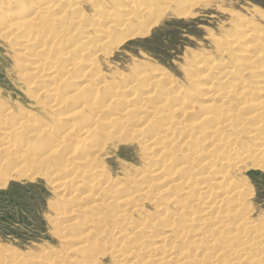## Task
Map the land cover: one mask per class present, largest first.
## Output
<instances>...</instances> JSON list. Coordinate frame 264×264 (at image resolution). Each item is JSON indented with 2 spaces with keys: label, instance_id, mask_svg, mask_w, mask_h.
Here are the masks:
<instances>
[{
  "label": "rangeland",
  "instance_id": "rangeland-1",
  "mask_svg": "<svg viewBox=\"0 0 264 264\" xmlns=\"http://www.w3.org/2000/svg\"><path fill=\"white\" fill-rule=\"evenodd\" d=\"M126 1L0 0V134L8 135L0 139V264H264V153L255 151L264 148V0H142L137 9ZM25 9L33 24L10 30L2 21ZM56 18L49 38L34 41ZM239 79L243 96L222 94ZM19 153L25 160H14ZM206 170L211 181L228 173L217 182L224 190L202 191ZM164 225L173 231L161 241ZM153 245L166 253L152 255Z\"/></svg>",
  "mask_w": 264,
  "mask_h": 264
},
{
  "label": "bare ground",
  "instance_id": "bare-ground-1",
  "mask_svg": "<svg viewBox=\"0 0 264 264\" xmlns=\"http://www.w3.org/2000/svg\"><path fill=\"white\" fill-rule=\"evenodd\" d=\"M141 1H142V0H127L126 3H128V5H130L131 8H135V9H137V8H138V5H139V3H141ZM168 1H169V0H168ZM168 1H167L166 3H170V2H168ZM171 1H172V0H171ZM178 1H179V0H178ZM188 1H189V0H188ZM188 1H186V2H188ZM163 2H164V1H163ZM182 2H183V1H182ZM190 2H191V1H190ZM171 3H172V2H171ZM177 3H179V2H177ZM184 3H185V2H184ZM184 3H183V4H184ZM48 4H50V3H48ZM185 4H187V3H185ZM190 4L192 5L193 3H190ZM188 5H189V4H188ZM193 5H196V4H193ZM40 6H41V4H40ZM47 6H48V5H47ZM51 6H52V5H51ZM51 6H50V7H51ZM130 7L128 6V8H130ZM178 7H179V6H178ZM191 7H193V6H191ZM47 8L49 9V6H48ZM131 8H130V9H131ZM139 8H140V7H139ZM167 8H168V7H167ZM26 10H27V9H25V10L22 11V12L7 13V14L5 13L6 15L3 16L2 21H4V22L7 21V27H9L10 30H11L13 27L16 28V26L19 28V27H21V26L24 27V24H25V26H26V24L28 25V23L33 24L32 21H33L34 19H32L30 16H28V17H30V19L28 18L29 20L26 19V17H27V16H25V15H26ZM28 10H30V9H28ZM51 10H52V9H51ZM124 10H125V9H124ZM133 10H134V9H133ZM151 10H153V9H151V8H150V9H149V8H145L144 11H143L142 8H140L139 13H140V14H142V13H145V14H146V13H148V12L151 11ZM146 11H147V12H146ZM124 12H125V11H124ZM152 12H153V11H152ZM152 12H151V13H152ZM184 12H186V11L184 10V11L178 12L177 14H185ZM37 13H38V11H37ZM37 13H34V14H35L34 17H36V14H37ZM39 13H40V12H39ZM62 13H63V12H62ZM149 13H150V12H149ZM42 14H43V13H42ZM64 14H65V13H64ZM145 14H144V15H145ZM37 15H39V14H37ZM45 16H46V15H45ZM4 17H8L7 20H5L6 18H4ZM42 17H43V15H42ZM128 17H129V16H128ZM43 18H44V17H43ZM60 18H61V17H60ZM25 19L27 20V22L25 21ZM44 19H45V18H44ZM39 20H40V22H42V23L44 22V21H43L42 19H40V18H39ZM39 20H38V21H39ZM59 20H60V19H59ZM59 20L56 18V20H54L55 22H52L51 24H47V26H46L47 28H45V29H43V30H40V31L38 32V34L35 36L36 38H35V39L33 38L34 41H35V40H38L39 38H43V40H47V39L49 38V33L52 31V25L55 26L57 23H59ZM101 20H102V19H100V21H101ZM106 20L108 21L109 18H107ZM38 21H37V22H38ZM57 21H58V22H57ZM100 21H99V22H100ZM102 21H105V18H103ZM102 21H101V23H102ZM130 21H132V20H131V18L129 17V19L127 20V22H122L121 25H120L119 27L126 26V24L129 25L128 23H129ZM99 22H98V23H99ZM120 22H121V21H120ZM73 23H74V22H73ZM38 24H39V23H38ZM44 24L46 25L45 22H44ZM44 24H43V25H44ZM29 25H30V24H29ZM29 25H28V26H29ZM41 25H42V24H41ZM116 25H117V24H116ZM116 25H115V26H116ZM117 26H118V25H117ZM66 27H67V26H66ZM245 27H246L247 29L249 28V27H247V26H245ZM57 28H58V27H57ZM59 28H60V26H59ZM105 28H106V27H105ZM110 28H111V27H108V28H106V30H107V29H110ZM63 29H64V26H63ZM54 30H55V29H54ZM61 30H62V29H61ZM90 30H91V29H90ZM65 31H67V30H65ZM103 31H104V30H103ZM108 31H109V30H108ZM108 31H107V32H108ZM262 31H263V30H262ZM57 32H58V31H54V33H57ZM107 32H106V33H107ZM60 33H61V31H60ZM98 33H99V32H98ZM58 35H59V34H58ZM61 35L63 36L64 34H61ZM105 35H106V34H105ZM260 35H261V34H259V36H260ZM97 36H98V35H97ZM54 37H55V36L52 35V38H53V39H54ZM242 37H243V36H242ZM260 37H261V36H260ZM262 37H264V36H262ZM56 38H57V34H56ZM243 38H244V37H243ZM33 39H32V40H33ZM263 39H264V38H263ZM69 40H70V39H69ZM102 40H103V39H102ZM52 41H53V40H52ZM54 41H55V40H54ZM226 41H227V40H226ZM27 42H28V41H27ZM100 42H101V41H100ZM103 42H104V41H103ZM232 42H233V41H232ZM234 42H235V40H234ZM261 42L264 43V40L261 41ZM30 43H31V42H30ZM101 43H102V42H101ZM230 43H231V42H230ZM230 43H229V44H230ZM262 43H261V44H262ZM229 44H228V45H229ZM255 45H256V44H255ZM259 45H260V44H259ZM234 46H235V45H234ZM262 46H263V45H262ZM79 47H80V46H79ZM83 47H84V46H83ZM83 47H82V48H83ZM249 47H250V46H249ZM251 47L253 48V46H251ZM85 48H86V47H85ZM85 48H83L82 50H85ZM260 48H261V47H260ZM77 49H78V48H76L75 50H77ZM86 49H87V48H86ZM255 49H256V48H255ZM255 49L253 48L252 50H255ZM227 50H228V49H227ZM249 50H251V49H249ZM71 51H72V50H71ZM85 51H86V50H85ZM87 51H88V50H87ZM258 51H259V50H258ZM263 51H264V50L262 49L261 52H263ZM245 52H246V51H245ZM64 53H65V52H64ZM83 53H84V51H83ZM258 53H259V52H258ZM60 54H61V53H60ZM65 54H66V53H65ZM65 54H63V56H64ZM85 54H86V53H85ZM236 54L238 55V54H240V52H239V53H236ZM67 55H69V54H67ZM240 55H241V54H240ZM245 55H246V54H245ZM254 55H255V52H254L253 55H252V53H248L246 56H244V58H245V57H247V58H248V57H253V58H255ZM258 55H259V54H258ZM262 56H263V55H262ZM60 57H61V56H60ZM257 57H258V56L256 55V58H257ZM241 58H242V57H241ZM247 58H246V59H247ZM259 58H261V57H258V59H259ZM56 59H57V58H56ZM93 59H94V58H93ZM207 59H208V58H207ZM242 59H243V58H242ZM208 60H209V59H208ZM253 60H254V59H253ZM199 61H200V60H199ZM236 61H237V60H236ZM236 61H235V62H236ZM251 61H252V60H251ZM251 61H250V63H253V62H254V61H253V62H251ZM77 62H79V61H77ZM196 62H197V61H196ZM205 62H206V61H205ZM243 62L245 63L246 61L243 60L242 62H239V64L242 63V66H243ZM248 62H249V61H248V59H247V62H246V63H248ZM255 62H257L256 59H255ZM80 63H81V61L79 62V64H80ZM213 63L216 64L215 62H213ZM232 63H233V62H232ZM55 65H56V64H55ZM74 65H76V63H74ZM80 65H81V64H80ZM248 65H250V64H248ZM44 66H45V63H39V65H35V66H33V69H35V72H40V73H41V72L44 70ZM234 66H235V64H234ZM91 67H92V66H91ZM197 68H198V67H197ZM207 68H208V67H207ZM242 68H243V67H242ZM242 68H241V69H242ZM244 68H245V66H244ZM256 68H257V67H256ZM48 69L51 70V68H48ZM210 69H211V67H210ZM219 69L221 70V68H219ZM219 69H218V70H219ZM223 69H224V68H223ZM232 69H233V68H232ZM241 69H240V70H241ZM245 69H246V68H245ZM245 69H244V70H245ZM254 69H255V68H254ZM263 69H264V68H263ZM229 70L231 71V69H229ZM240 70H238V71H240ZM257 70H258V69H257ZM257 70H256V71H257ZM260 70H261V69H260ZM200 71H201V70H200ZM236 71H237V70H236ZM241 71H242V70H241ZM245 71L247 72L248 70H245ZM263 71H264V70H263ZM53 72H54V71H53ZM202 72H204V71H202ZM222 72H223V71H222ZM232 72L234 73L233 70H232ZM250 72H251V71H249L248 73H250ZM252 72L254 73V70H253ZM258 72H259V71H258ZM33 73H34V72H33ZM85 73H86V72H84V75H85ZM219 73H220V72H219ZM224 73L228 74L227 72H223V73H220L219 76H223ZM238 73H239V72H238ZM242 73H243V72H242ZM244 73H245V72H244ZM244 73H243V74H244ZM248 73H247V74H248ZM160 74H161L160 71H156V70L153 71V75H154V76H155V75H160ZM234 74H235V73H234ZM239 74L241 75V73H239ZM247 74H246V75H247ZM255 74H256V73H255ZM255 74H254L253 76H255ZM231 75H232V74H231ZM256 75H257V74H256ZM234 76H235V78H237L236 74H235ZM257 76H258V75H257ZM257 76H255V77H257ZM259 76H260V75H259ZM53 77H54V76H53ZM82 77H83V76H82ZM82 77H81V78H82ZM84 77H85V76H84ZM229 77H230V76H229ZM241 77H242V76H241ZM63 78H64V77H63ZM227 78H228V77H227ZM227 78H226V79H227ZM238 78H239V77H238ZM259 78H260V77H259ZM49 79H53V78L50 77ZM67 79H68V78H67ZM67 79H66V80H67ZM224 79H225V77H224ZM81 80H82V79H81ZM261 80H262V81L259 82V88H264V76L262 77ZM63 81H64V79H63ZM232 81H234V79H232L231 82H232ZM235 81H236V80H235ZM153 82H155V81H153ZM257 82H258V81H257ZM104 83H105V82H104ZM150 83H151V82H149V84H150ZM244 83H245V82H244ZM244 83H243V80L239 79L238 82L234 83V84H236V87H237V86H240L238 89H237V88H236V89H232V85H233V84H232L231 86L229 85V86H230V89H228L227 91L223 92L222 94L229 95L230 92H233L235 96H236V93H237V96H238V95H242V96H243V93H244V91H245V90H243V86L245 85ZM53 84H54V82H53ZM109 84H110V83H109ZM242 84H243V85H242ZM151 85H153V84H151ZM151 85H149L148 87H150ZM241 85H242V86H241ZM106 86H107V85H106ZM247 86H248V84H247ZM151 87H152V86H151ZM234 87H235V85H234ZM129 88H130V87H129ZM154 88H155V87H154ZM244 88H245V86H244ZM247 88H248V87H247ZM69 89H70V91L73 92V93H71V94H73V95H74V94H77V93H80L79 91H81L80 85H78V87H72V86H71V87H69ZM226 89H227V88H226ZM245 89H246V88H245ZM123 90H124V89H123ZM129 90H131V89H129ZM129 90H127V92H128ZM237 90H239V91H237ZM263 90H264V89H263ZM117 91H118V89H117ZM121 91H122V90H121ZM260 92L262 93V96L264 97V91L261 90ZM233 93H232V94H233ZM261 93H260V94H261ZM50 94H51V93H50ZM66 94H67V93H66ZM111 94H112V93H111ZM114 94L116 95V93H114ZM220 95H221V94H220ZM53 96H54V93H53ZM230 96H231V95H230ZM68 97H69V96H68ZM71 97H72V96H71ZM222 97H223V95H222ZM224 97H225V96H224ZM224 97H223V98H224ZM114 98H115V97H114ZM58 99H59L60 101H62L61 98H56V99H52V102H57V101L59 102ZM64 99H66V98L64 97ZM67 99H68V98H67ZM118 99H119V97H118ZM120 99H121V98H120ZM132 99H133V97H132ZM132 99H131V100L128 99L127 102L125 101V102L127 103V106H133V104L131 105ZM226 99H229V98L226 97ZM232 99H234V98H232ZM134 100H135V99H134ZM162 100L167 101L168 99L165 98V97H162ZM221 100H222V99H221ZM238 100H239V99H238ZM115 101H116V100H115ZM119 101H120V100H119ZM121 101H122V99H121ZM121 101H120V102H121ZM226 101H228V100H226ZM256 101H257V100H256ZM263 101H264V98L260 99V102H259V99H258V102H259V103H262ZM58 102H57V103H58ZM62 102H63V101H62ZM65 102H66V100H64V103H65ZM123 102H124V100H123ZM222 102H223V101H222ZM229 102H230V99H229ZM236 102H237V101H236ZM192 103H193V102H192ZM230 103H231V102H230ZM248 103H249V102H248ZM254 103H255V102H254ZM61 104H62V103H61ZM194 104H195V103H194ZM224 104H225V103H223V105H224ZM237 104H238V103H237ZM249 104H250V103H249ZM117 105H118V104H117ZM205 105H206V104H205ZM205 105H204V106H205ZM232 105H233V102H232ZM232 105H231V107H232ZM240 105H241V104H240ZM250 105H252V104H250ZM253 105H256L255 107L258 106V104H256V103L253 104ZM262 105H263V104H262ZM58 106H59V105H58ZM125 106H126V105H125ZM206 106H207V105H206ZM234 106H235V105H234ZM260 106H261V104H260ZM260 106H258V107H260ZM155 107H156V106H155ZM159 107H160V106H159ZM208 107H209V106H208ZM239 107H240V106H239ZM126 108H127V107H126ZM157 108H158V107H157ZM203 108H205V107H203ZM237 108H238V107H237ZM242 108H243V106H242ZM261 108H262V106H261ZM86 109H87V108H86ZM127 109H128V108H127ZM253 109H254V108H253ZM256 109H257V108H256ZM263 109H264V107H263ZM242 110H243V109H242ZM260 110H261V109H259V111H260ZM127 111H128V110H127ZM127 111H126V112H127ZM129 111H133V110H130V109H129ZM253 111H254V110H253ZM259 111H258V112H259ZM260 112H261V111H260ZM260 112H259V113H260ZM122 113H123V112H122ZM127 113H128V112H127ZM263 113H264V112H263ZM154 114H155V113H154ZM191 114H192V112H191ZM221 114H222V113H221ZM127 115H128V114H127ZM204 115H205V114H204ZM214 115H215V114H214ZM217 115H218V114H217ZM217 115H216V116H217ZM224 115H225V114H224ZM260 115H261V113H260ZM211 116H212V115L210 114V117H211ZM220 116L222 117V115H220ZM250 116H252V114H251ZM205 117H206V116H205ZM212 117H213V116H212ZM218 117H219V116H218ZM221 117H220V118H221ZM223 117H225V116H223ZM255 117H257V115H256ZM202 118H203V117H202ZM213 118H214V117H213ZM227 119H229V118H227ZM253 119H254V117L252 118V120H253ZM255 119H256V118H255ZM255 119H254V120H255ZM126 120H127V119H126ZM126 120H125V118H124V121H126ZM215 120H216V119H215ZM249 120H250V118H249ZM140 121H141V120H140ZM142 121H143V120H142ZM221 121H222V120H220V122H221ZM257 121H258V120H257ZM261 121H262V120H261V118H260V121H259V122H261ZM94 122H95V121H94ZM126 122H128V120H127ZM215 122H216V121H215ZM224 122H225V121H224ZM227 122H228V121H227ZM237 122H238V121H237ZM218 123H219V122H217V124H218ZM193 124H194V123H193ZM193 124H192L191 126H193ZM214 124H215V123H214ZM221 124H222V123H221ZM224 124H225V123H224ZM237 124H238V123H237ZM173 125H174V124H173ZM225 125H226V124H225ZM225 125H224V126H225ZM234 125H235V124H234ZM234 125H233V126H234ZM245 125H246V124H245ZM259 125H260V124H259ZM88 126H89V125H88ZM168 126H169V125H168ZM180 126H181V124H180ZM184 126H185V125H184ZM189 126H190V125H189ZM189 126H188V128H190ZM261 126H262V125H261ZM193 127H194V126H193ZM209 127H210V126H209ZM211 127H212V126H211ZM215 127H216V125H215ZM217 127H218V126H217ZM219 127H220V126H219ZM225 127H226V126H225ZM258 127H260V126H258ZM258 127L255 126V128H258ZM179 128H181V127H179ZM230 128H232V127L230 126ZM239 128H240V127H239ZM255 128H254V129H255ZM176 129H178V128L176 127ZM184 129H185V128H183V130H184ZM186 129H187V127H186ZM214 129H215V128H214ZM223 129H225V128H223ZM223 129H222V130H223ZM226 129H227V128H226ZM233 129H234V128H233ZM242 129H243V128H242ZM249 129H250V128H249ZM251 129H252V128H251ZM262 129H263V128H262ZM90 130H91V129H90ZM183 130H181V131H183ZM188 130H189V129H188ZM192 130H193V128H192ZM230 130H231V129H230ZM255 130H256V129H255ZM171 131L174 132L172 129H171ZM186 131H187V130H186ZM186 131H185V132H186ZM193 131H194V130H193ZM216 131H217V130H215V131H213V132L216 133ZM223 131H224V130H223ZM223 131H222V132H223ZM228 131H229V130H228ZM228 131H227V132H228ZM238 131H239V130H238ZM259 131H260V130H259ZM42 132H43V129H42ZM185 132H184V133H185ZM205 132H207V131H205ZM225 132H226V131H225ZM229 132H230V131H229ZM231 132H232V131H231ZM231 132H230V133H231ZM240 132H241V131H240ZM88 133H90V132L88 131ZM91 133H92V132H91ZM91 133H90V134H91ZM175 133H176V132H175ZM181 133H182V132H181ZM193 133H194V132H193ZM223 133H224V132H223ZM223 133H222V134H223ZM233 133H234V132H233ZM238 133H239V132H238ZM262 133H263V131H262ZM85 134H87V133H85ZM85 134H84V135H85ZM161 134H162V133H161ZM226 134H227V133H226ZM226 134L224 133L223 135H226ZM231 134H232V133H231ZM247 134H249V132H247ZM88 135H89V134H88ZM88 135H87V136H88ZM176 135H177V134H176ZM181 135H182V134H181ZM187 135H188V134H187ZM190 135H191V134H190ZM255 135H256V132H255V134H251V136H250L251 139H250V140H252V139L255 137ZM257 135H258V134H257ZM0 136H1L0 139H1V142H2V143H4V142L7 140V138H8V135H7L6 133L0 134ZM87 136H86V137H87ZM216 136H217V135H216ZM231 136H232V135H231ZM231 136H230V139H229V138H226V136H224V137H225L226 139H229V140L234 139V137L231 138ZM263 136H264V135H263ZM77 137H78V139H79V141H80L81 138H79V135H77ZM213 137H215V136H213ZM220 137L222 138V135L219 136V138H220ZM257 137H259V136H257ZM261 137H262V136H261ZM215 138H216V137H215ZM215 138H214V139H215ZM225 138H224V139H225ZM259 138H260V137H259ZM217 139H218V137H217ZM255 139H256V138H255ZM260 139H261V138H260ZM81 140H84V139H81ZM197 140H198V139H197ZM209 140H211V138H209ZM236 140H237V139H236ZM238 140H239V139H238ZM240 140H241V139H240ZM84 141H85V140H84ZM217 141L221 142L222 140L219 139V140H217ZM223 141H224V140H223ZM253 141H254V140H253ZM82 142H83V141H81L80 143H82ZM197 142H198V141H197ZM237 142H238V141H237ZM257 142H258V141H257ZM83 143H84V142H83ZM215 143L218 144L217 142H215ZM232 143H234V142H232ZM235 143H236V142H235ZM84 144H85V143H84ZM255 144H258V143H255ZM27 145H28V144H27ZM80 145H82V144H80ZM212 145H214V143H213ZM28 146H29V145H28ZM215 146H216V145H215ZM218 146H219V145H218ZM218 146H216V147H218ZM222 146H223V145H222ZM25 147H26V146H25ZM210 147H211V146H210ZM216 147H215V148H216ZM226 148H227V145H226ZM25 149L27 150V148H25ZM73 149H75V148H73ZM211 149H212V148H211ZM213 149H214V148H213ZM229 149H230V148H229ZM229 149H228V150H229ZM208 150H209V149H208ZM24 151H25V150H24ZM24 151H22V152H24ZM247 151L250 152V150H247ZM255 151H261V152L264 153V148H261V149L259 148V149H256ZM199 153L201 154V152H199ZM203 153H204V152H203ZM228 153H229V152H228ZM25 154H26V153H19L18 155L14 156V160H15V161H23V160H25V158H26ZM192 156H193V155H192ZM192 156H191V157H192ZM195 156H196V154H195ZM212 156H213V155H212ZM236 156H237V155H236ZM185 157H186V156H185ZM187 157L189 158V156H187ZM187 157H186V158H187ZM198 157L201 158V155L198 156ZM209 157H211V156H208V158H209ZM188 158H187V160H189ZM193 158H194V157H193ZM195 158H196V157H195ZM200 158H199V159H200ZM208 158H207V160H208ZM241 158H242V157H241ZM263 158H264V157H263ZM263 158H261V159H263ZM190 159H191V158H190ZM197 159H198V158H197ZM212 159H213V158H212ZM234 159H235V157H234ZM185 160H186V159H185ZM187 160L185 161L186 163H187ZM192 160H195V161H196V159H192ZM207 160H206V163H208ZM209 160H210V159H209ZM189 161L192 162V163H190V164H193V161H191V160H189ZM199 161H200V160H199ZM212 161H213V160H212ZM249 161L252 162L253 166H256V167H259V166H260V168H261V166H263L262 164H259V165H258V163H262V162H260L259 159H256V160H255V159H250ZM174 162H175V161H174ZM176 162H177V161H176ZM185 162H184V163H185ZM184 163H183V165H184ZM188 163H189V162H188ZM194 163H195V165H197L196 162H194ZM202 163H204V162H202ZM206 163H205V164H206ZM212 163H213V162H212ZM212 163H211V164H212ZM217 163H218V162H217ZM245 163H246V162H245L244 158H242V159H239L238 161H235L233 164H234V165H237L238 168H239V166H243ZM175 164H176V163H175ZM181 164H182V163H181ZM181 164H180V165H181ZM190 164H189V166H190ZM213 164H214V163H213ZM178 165H179V162H178ZM180 165H179V167L181 168L182 166H180ZM193 165H194V164H193ZM199 165H200V164H198L197 167H198ZM202 165H203V164H202ZM200 166H201V165H200ZM208 166H209V165H208ZM216 166H217V165H216ZM216 166H215V167H216ZM162 167H164V166L162 165ZM162 167H161V168H162ZM177 167H178V166H177ZM192 167H193V166H192ZM197 167H196V168H197ZM203 167H204V166H203ZM215 167H214V168H215ZM161 168H160V169H161ZM180 168H177L178 171H179ZM194 168H195V167H194ZM207 168H208V167H207ZM155 171H156V170H155ZM159 171H160V170H159ZM206 171H207V170H206ZM209 171H210V170H209ZM225 171H226V169H225ZM162 172H164V170H162L161 172H156V173L153 172V173H154V176H156L155 178H156L157 180L161 178V176H159V175H161ZM165 172H166V171H165ZM186 172H187V171H186ZM189 172H190V171H189ZM207 172H208V171H207ZM204 173H205V172H204ZM208 173H209V172H208ZM164 174H165V173H164ZM205 174L207 175V173H205ZM227 174H228V173H227ZM227 174H224V176H219L218 178H220V181H213V180H217V178H216V177H215V178L209 177V175H210V173H209L207 176H205L207 180H206V179H204V180L202 179V180H203V181L201 182L202 184H200V185L205 184V186H202V191L207 192L210 188L216 190V192L218 191V189H220V190H224V188H223L221 185L219 186V183L222 182L224 179L227 178V176H226ZM152 175H153V174H152ZM157 176H159L160 178H159V177L157 178ZM198 177H199V176H198ZM199 179H201V177H200ZM208 179H209V180H210V179H213V180H212V181H211V180L209 181ZM218 180H219V179H218ZM221 180H222V181H221ZM158 181H159V180H158ZM158 181H157V184H158ZM160 181H161V179H160ZM160 181H159V185L161 184ZM154 182H155V180H154ZM163 182H166V181L163 180ZM187 182H188V181H187ZM187 182H186V183H187ZM217 182H219V183H217ZM172 183H173V182H172ZM196 183H197V182H196ZM154 184H155V183H154ZM230 185H231V184H230ZM174 186H177L176 182H175ZM184 186H186V185H184ZM146 187H147V186H146ZM238 187H239V186H238ZM240 187H241V186H240ZM149 188H150V187H149ZM167 188H168V187H167ZM184 188H185V187H183V189H184ZM191 188H192V187H191ZM141 189H142V188H141ZM151 189H152V188H151ZM181 189H182V188H181ZM200 189H201V188H200ZM233 189H234V188H233ZM96 190H97V189H96ZM147 190H149V189H147ZM184 190H185V189H184ZM137 191H138V190H137ZM137 191H136V192H137ZM139 191H140V190H139ZM139 191H138V192H139ZM143 191H145V190L143 189ZM143 191H142V192H143ZM180 191H181V190H180ZM200 191H201V190H200ZM202 191H201V192H202ZM134 192H135V191H134ZM212 192H213V191H212ZM212 192L209 191L208 193H212ZM139 193H140V192H139ZM146 193H147V192H146ZM171 193H172V192H171ZM208 193H207V194H208ZM214 194H215V193H214ZM214 194H211V195H214ZM132 195H133V194H132ZM187 195H188V194H187ZM189 195H190V194H189ZM205 195H206V193H205ZM208 196H209V194H208ZM133 197H135V196H133ZM209 197H210V196H209ZM221 197H222V196H221ZM228 197H229V196H227V198H228ZM192 199H193V198H192ZM196 199H197V198H196ZM199 199H201V198L199 197ZM208 199H209V198H208ZM223 199H224V198H223ZM223 199H220V200L222 201ZM123 200H124V199H123ZM194 200H195V199H194ZM206 200H207V199H206ZM209 200H210V199H209ZM125 201H126V200H125ZM127 201H129L128 198H127ZM197 201H199V203H200V200L197 199ZM223 201H224V200H223ZM227 201H228V199H227ZM208 202H209V201H208ZM197 203H198V202H197ZM125 204H126V203H125ZM193 204H194V203H193ZM130 205H131V204H130ZM118 206H119V205H118ZM135 206H136V205H135ZM212 208H213V207H212ZM212 208H210V209H212ZM237 211H239V209H236V210L233 211V212H235V215H236ZM203 212H204V211H203ZM203 214H204V213H203ZM226 214H227V213H226ZM229 214H231V213H228V215H229ZM233 214H234V213H233ZM233 214H232V215H233ZM194 215H195V214H194ZM235 215H234V216H235ZM225 217H228V216H225ZM229 217H230V216H229ZM156 218H157V217H156ZM125 219H126V218H125ZM162 219H163V218H162ZM239 219H240V218H239ZM189 221H190V220H189ZM195 221H196V220H195ZM239 221H240V220H239ZM190 222H191V221H190ZM202 222L205 223L206 220H205V222H204V221H202ZM123 223H124V222H123ZM139 223H140V222H139ZM171 223H172V222H171ZM173 223H174V222H173ZM175 223H176V222H175ZM198 223H199V222H198ZM114 224H115V223H114ZM201 224H202V223H201ZM220 224H221V223H219V225H220ZM189 225H190V224H189ZM192 225H193V224H192ZM221 225H223V224H221ZM113 226H114V225H113ZM142 226H143V225H142ZM142 226H141V228H142ZM144 226H145V225H144ZM164 226H166V225H164ZM169 226H171L170 228H172V224H170ZM169 226H166V227H168V230H165L166 232L164 233V235H163L161 241H166L167 238L170 237L169 232L171 231V229L169 230ZM190 226H191V225H190ZM190 226H188V227L190 228ZM224 226H225V225L220 226V227L225 228ZM237 226H238V225H237ZM237 226H236V227H237ZM118 227H119V226H118ZM139 227H140V225H139ZM217 227H218V226H217ZM236 227H235V228H236ZM239 227H240V226H239ZM241 227H242V224H241ZM134 228H135V227H134ZM141 228H140V229H141ZM183 228H184V227H183ZM189 228H188V229H189ZM193 228H194V227H193ZM226 228H228V227H226ZM232 228H233V227H232ZM235 228H234V230H235ZM243 228H244V226H243ZM243 228H240V229H243ZM138 229H139V228H138ZM172 229H173V228H172ZM237 229H238V228H237ZM245 229H246V228H245ZM250 229H251V228H250ZM253 229H254V228H253ZM259 229H260V228H259ZM179 230L182 231L183 229H179ZM211 230H212V229H211ZM219 230H220V229H219ZM219 230H218V231H219ZM238 230H239V229H238ZM172 231H173V230H172ZM172 231H171V232H172ZM230 231H231V229H230ZM236 231H237V230H236ZM239 231H243V230H239ZM246 231H247V230H246ZM124 233H125V232H124ZM179 233H180L179 237L182 236V235L184 234V233H183V234L181 235V232H179ZM228 233H229V232H228ZM196 234H197V233H196ZM199 234H200V233H199ZM201 234H202V233H201ZM218 234H220V233L218 232ZM229 234H230V233H229ZM229 234H228V235H229ZM239 234H240V233H239ZM241 234H242V233H241ZM254 234H255V233H254ZM171 235H172V238H173L174 232H173ZM184 235H185V234H184ZM195 236H196V235H195ZM197 236H199V235H197ZM202 236H203V235H202ZM202 236H199L198 238L196 237V238H195V243L197 242V243H199V244L201 245V244L203 243V241L205 240V238H204V240L202 239ZM249 236H250V235H249ZM122 237H123V235L121 236V238H122ZM174 237L177 238L176 234H175ZM182 237H183V236H182ZM182 237H180V238H182ZM205 237H206V236H205ZM207 237H208V236H207ZM210 237H212V236H210ZM232 237H233V238H232ZM232 237H230V239H231V238L234 239V236H232ZM235 237H237L236 239H238V238H239V237H238V234H237V236H235ZM254 237L257 238L255 235H254ZM118 238H119V237H118ZM126 238H127V237H126ZM242 238H243V237H242ZM244 238H245V237H244ZM160 239H161V238H160ZM170 239H171V238H170ZM215 239H216V238H215ZM215 239L213 238L212 240H208V242L211 243V242L215 241ZM228 239H229V238H228ZM230 239H229V241H230ZM232 239H231V240H232ZM247 239H248V238H247ZM261 239H262V238H261ZM263 239H264V238H263ZM245 240H246V239H245ZM245 240H244V241H245ZM168 241H169V240H168ZM187 241H188V240H187ZM232 241H234V240H232ZM240 241H241V240H240ZM244 241H243V242H244ZM260 241H261V240H260ZM158 242H159V241H158ZM171 242H172V241H171ZM173 242H175V241H173ZM189 242H190V241H189ZM205 242H206V241H205ZM248 242H249V241H248ZM252 242H253V241H252ZM257 242H258V241H257ZM191 243H194V241H191ZM206 243H207V242H206ZM210 243H209V244H210ZM226 243H227V242H226ZM229 243H230V242H229ZM240 243H241V242H240ZM199 244H196V245H197V246H200ZM207 244H208V243H207ZM207 244H206V245H207ZM217 244H218V243H217ZM231 244H233V243H231ZM193 245H195V244H193ZM202 245H204V244H202ZM206 245H204V246H206ZM211 245H212V244H211ZM241 245H244V244H241ZM248 245H249V244H248ZM153 246H154V247H151V248H153L152 255L156 254L155 252H158L159 250H160V253H161V251H164V250H163V247H164L163 245H161V246L153 245ZM191 246H192V245H191ZM191 246H189V247H191ZM246 246H247V245H246ZM200 248H201V247H200ZM230 248H231V246H230V245H227V249H228V250L224 248V249H222V253H220V254H224V253L227 252V251L229 252V250H233V249H230ZM234 248H235V247H234ZM239 249H241V247H239ZM210 250H211V249H208V248H206L205 251L203 250L204 252H203V254H201V255H203V256H202L203 259H204V258L206 259V257H208L207 255L210 254V253H209ZM226 250H227V251H226ZM167 251H168V250H167ZM233 251H234V250H233ZM243 251H244V250H243ZM243 251H242V253H243ZM250 251H251V249H250ZM164 252H165V251H164ZM198 252H199V251H198ZM201 252H202V251H201ZM231 252H232V251H231ZM231 252H229V253H231ZM244 252H245V251H244ZM246 252H247V250H246ZM165 253H166V252H165ZM232 253H233V252H232ZM242 253H241V256H242ZM239 254H240V253H239ZM239 254H238V255H239ZM171 255H172V254H171ZM201 255H200V256H201ZM213 255H215V254H213ZM217 255H218V254H217ZM230 255H231V254H230ZM232 255H233V256H229V257H232V258L234 257V259H237V261L239 262L240 258L236 255L235 251H234V253H233ZM155 256H156V255H155ZM155 256H151V257H155ZM157 256H158V255H157ZM244 256H245V255H244ZM250 256H251V255H250ZM222 257H224V256H222ZM127 258H128V259H127ZM129 258H130L129 255H126L125 258H123V261H124L125 259H127V260H126L127 263H130V262H129V261H130ZM232 258H230V259H232ZM252 258H253V257H252ZM158 259H159V258H158ZM182 259H183V258H182ZM203 259H201V260L203 261ZM180 260H181V259H180ZM206 260H207V259H206ZM224 260H225V259H224ZM242 260H243V259H242ZM227 261H228V260H227ZM232 261H233V260H232ZM134 262H135V261H134ZM134 262H131V264H138L137 261H136V263H134ZM225 262H226V261H221L220 264H221V263L224 264ZM189 263H190V262H189ZM234 263H235V262H234ZM227 264H228V263H227ZM236 264H237V262H236Z\"/></svg>",
  "mask_w": 264,
  "mask_h": 264
}]
</instances>
